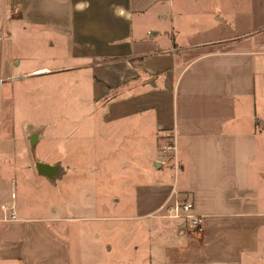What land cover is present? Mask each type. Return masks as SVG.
<instances>
[{"label":"crops","instance_id":"0c3cea01","mask_svg":"<svg viewBox=\"0 0 264 264\" xmlns=\"http://www.w3.org/2000/svg\"><path fill=\"white\" fill-rule=\"evenodd\" d=\"M21 1L0 2V35L9 36L0 42V81L19 66L12 32L34 34L42 12L50 21L44 55L35 57L41 65L23 75L84 73L91 99L107 101L93 110L97 121L115 123L114 131L139 120L174 146L171 160L155 157L133 186L121 185L118 202L112 184L102 197L105 186L93 183L94 206H127L120 217L144 219L139 264H264V112L256 111L264 101V0H46L28 16ZM2 124L0 109V135ZM2 147L0 140V155ZM182 199L203 218L200 230L158 216ZM0 200V264H72L62 221L16 208L17 218L4 220ZM112 237L108 264H117Z\"/></svg>","mask_w":264,"mask_h":264},{"label":"rangeland","instance_id":"374dc122","mask_svg":"<svg viewBox=\"0 0 264 264\" xmlns=\"http://www.w3.org/2000/svg\"><path fill=\"white\" fill-rule=\"evenodd\" d=\"M21 3L28 16L29 8L46 5V0H22ZM61 14L62 27L66 25L69 29L67 4L62 6ZM37 15L33 20L38 24L31 28L34 34L23 33L21 29L16 30L18 33L12 32L19 66L15 67L14 77L2 76L0 81L3 123L0 140L5 151L0 155V199L4 201L7 216L13 194L18 212L22 209L27 215L35 213L37 217L62 221L67 229L72 264L79 263L81 258L84 264L112 263L113 248L109 241L114 239L113 234L117 241L116 263L124 264L126 252L133 264H139V243L145 236L141 237L146 227L142 225L144 219L120 217L129 213L127 206L126 210L122 209L123 205L111 208L103 202H99V207L94 206L99 196L93 194V183L97 180L105 186L102 197H107V187L112 184L115 192L111 197L118 202L123 196L121 185L133 186L139 169L145 165L150 167L155 157L171 160L175 150L169 148L172 146L169 137L165 140L153 136L139 120L124 122L120 130L114 131L115 123L97 121L93 110L105 107L107 101L91 99V83L84 73L79 76L75 71L44 74L48 69L42 68L34 75H23L41 65L35 57L44 55L48 40L44 31L50 20L42 12ZM6 34L8 41L7 31ZM9 77L10 82H6ZM256 111L257 114L264 112L262 99ZM138 139L142 144L137 143ZM36 159L48 162L44 163L51 171L40 172ZM185 200H170L158 216L174 218V206ZM183 220L188 224V218ZM120 240L127 242L119 244ZM98 246H102L100 258L96 252Z\"/></svg>","mask_w":264,"mask_h":264},{"label":"built area","instance_id":"2783aa9c","mask_svg":"<svg viewBox=\"0 0 264 264\" xmlns=\"http://www.w3.org/2000/svg\"><path fill=\"white\" fill-rule=\"evenodd\" d=\"M16 10H17L16 7L8 8V11H16ZM6 39H7L6 31L2 30L0 35L1 44H3L6 41ZM169 148L174 150V146H171ZM13 197H14L13 194H11L12 201L10 203V206L8 207L9 215L8 216L6 215L7 210H5L6 216L4 217V220H15L17 218ZM3 208L5 209L6 206L4 205ZM192 210H193V203L190 200H185L182 202V204L180 205L176 204L174 206L175 214L172 217L188 218L189 226L197 230H200L202 227L203 218L201 216H197L193 214ZM180 211H183L184 213H179Z\"/></svg>","mask_w":264,"mask_h":264},{"label":"water","instance_id":"95a60500","mask_svg":"<svg viewBox=\"0 0 264 264\" xmlns=\"http://www.w3.org/2000/svg\"><path fill=\"white\" fill-rule=\"evenodd\" d=\"M37 167L40 170V172L51 171V168H49V166L45 164H38Z\"/></svg>","mask_w":264,"mask_h":264}]
</instances>
